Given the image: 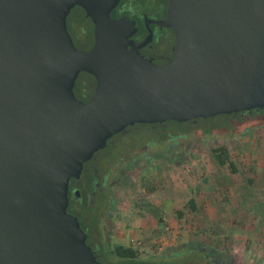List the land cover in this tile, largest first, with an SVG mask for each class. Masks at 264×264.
<instances>
[{
	"label": "water",
	"instance_id": "obj_1",
	"mask_svg": "<svg viewBox=\"0 0 264 264\" xmlns=\"http://www.w3.org/2000/svg\"><path fill=\"white\" fill-rule=\"evenodd\" d=\"M120 1L0 0V264H103L67 211L69 182L128 127L264 109V0H170L177 44L162 66L139 51L152 31L135 44L136 22L112 18ZM76 6L89 50L68 29Z\"/></svg>",
	"mask_w": 264,
	"mask_h": 264
},
{
	"label": "rangeland",
	"instance_id": "obj_2",
	"mask_svg": "<svg viewBox=\"0 0 264 264\" xmlns=\"http://www.w3.org/2000/svg\"><path fill=\"white\" fill-rule=\"evenodd\" d=\"M140 10H142V6H140ZM67 22L70 34L79 50H84L92 45L94 27L91 19L86 17L85 12L79 8L73 9ZM78 31L84 34V39L79 37ZM84 81H79V83L84 85ZM75 93L77 97H80L79 86L75 88ZM126 130L128 133L125 137L119 135L114 140L120 142L124 138V140L134 143L135 146L124 155V159L129 161L128 163H131L136 157H140L143 147L148 146V149H150L149 144L152 142L155 149H150L151 152L163 150L161 143L164 142V138H166L167 145L172 146V148L171 151L167 152L166 157L158 158L152 154L153 159L143 161L144 163L142 162L133 172L128 175L124 174L119 185L115 187V207L112 209L109 219L105 220L108 221L107 224L102 223L100 212L105 211L108 207H105L102 203H95V205L89 207L95 226L93 235L102 241L103 254L100 256V260L103 264H127V260H114L110 255V249L114 250L119 245L137 249L139 260H142L168 255L185 244L190 245L197 251L208 252L214 259L225 264H264V236L251 233L245 225L242 226V222H245L246 219L239 218L238 211L235 212L237 216L227 218H224V215L220 218H199L197 217L198 213L190 216L186 219V228H184L185 231L189 230L190 233L187 236L186 234L181 235L180 240L172 242L163 250L154 251L155 248H162L161 242L156 238L157 236L155 240L152 236L133 239L129 234L132 227L133 230L141 231L143 226L149 228L153 225L151 222L155 223L156 220L158 227L154 232L159 236L158 238L162 236L165 228L171 225L169 220L171 217H165L162 210L165 194L170 197L177 195L179 200H182L177 207H182L183 210H192L189 203L187 204L188 201L185 200L191 196L189 188L178 190L180 187L174 184L175 180L170 176V173L161 178L163 166L169 167L168 169L176 167L182 170L185 165H218L212 149L223 145L230 151L233 163L240 165L242 171L245 168L248 170L247 166L244 165H264V111L252 115L244 114L242 117L237 116L234 118L221 115L209 119H199L196 123L189 124L188 127L169 123L158 129H151L143 126V124H136ZM104 152L103 155L109 153L108 149ZM254 167L252 166V169ZM189 174L195 179L198 176L197 171L191 170ZM204 177L205 175L199 177L202 181L201 184H203L202 187L193 186L196 198L200 196L211 197L214 192L220 198L225 197L222 189L214 187L212 178ZM243 179L247 180L242 173ZM184 181H186L184 177L178 176L176 179L177 183H184ZM246 189L250 193L242 195L244 196V208L249 205L248 207L255 211L258 202L250 199L252 189L248 187ZM147 203L160 208L163 216L162 222L145 209L144 205ZM120 207H123V209L120 210ZM259 208H262V206ZM182 211L181 209H175L173 219H181L183 217L180 216V213H183ZM222 212H220V216ZM190 214H193V212L190 211ZM104 217L105 215L103 219ZM214 220L217 222L212 223ZM90 229L88 233H90ZM177 264L212 263L205 256L196 252V254L183 256V259Z\"/></svg>",
	"mask_w": 264,
	"mask_h": 264
},
{
	"label": "flooded vegetation",
	"instance_id": "obj_3",
	"mask_svg": "<svg viewBox=\"0 0 264 264\" xmlns=\"http://www.w3.org/2000/svg\"><path fill=\"white\" fill-rule=\"evenodd\" d=\"M141 1L142 0H121L118 6L112 11L111 16L113 19L128 17L130 20L136 22V28L138 30L131 38L135 44H142L149 37L150 31H152L153 35L151 41L146 46L140 48L139 51L145 59L152 60L156 66H162L174 58L177 44V36L173 28L164 25L169 18L168 7L170 0ZM140 6H142V10H140ZM75 8L82 9L79 6ZM78 32L79 37L84 39V34H82L81 31ZM94 42L93 32V43L84 50L91 49ZM83 74L84 72L79 75L75 85V88L79 86L80 97H77L76 93L75 95L79 100L88 102L95 92L96 82L94 90L91 92V90L88 89L89 84H86L87 81H84L85 78ZM79 81H84L85 84H80ZM263 110L264 109H262V111ZM247 113L252 115V112H245L244 114ZM244 114H242V116H244ZM196 121L197 120H194L193 122L196 123ZM151 129L158 128L152 127ZM126 133H128L127 130L112 137L107 142L104 149L95 152L93 158L84 164L80 178H72L69 182V206L67 211L79 220L82 229L88 236L87 244L91 246L96 257L98 256L99 258L103 254L101 249L102 241L100 238L98 239L93 235V228H95V226L93 225L89 207L95 205V203H102L105 207H108L105 211L103 210L100 212L102 223L107 224L108 221L105 220L109 219L108 217H110V213L115 207V187L119 185L120 179L123 178L124 174L128 175L130 172H133L143 161L153 159L152 154H154V157L156 156L158 158L166 157L167 152L171 151L172 148V146L167 145L166 138H164V142L161 143L163 150L151 152L150 149H155L152 142L149 144L150 149H148V146L143 147L140 157H136L131 163H128L129 161L124 159V155L135 146L134 143L126 141L124 138L120 142L114 140L119 135L125 137L127 135ZM107 149L109 153L103 155L105 153L104 151ZM119 165L122 166L119 167ZM104 215L105 217L103 219ZM89 229L90 233H88ZM110 255L114 260L120 259L112 253L111 249ZM205 258L210 260L212 264H225L214 259L208 252Z\"/></svg>",
	"mask_w": 264,
	"mask_h": 264
},
{
	"label": "crops",
	"instance_id": "obj_4",
	"mask_svg": "<svg viewBox=\"0 0 264 264\" xmlns=\"http://www.w3.org/2000/svg\"><path fill=\"white\" fill-rule=\"evenodd\" d=\"M244 166H247L248 168V170L245 168L246 172L245 170L242 171L240 165H236L237 171H234L228 165L223 167L219 165H185V168L182 170H179L180 168L176 167L168 169L169 167L161 166L163 170L161 178L167 176L168 173H170V176L175 180L174 184L177 187H180L178 190L189 188L191 196L185 200L188 201V204L189 201L193 199L195 203V210H183L182 207H177L182 202V200L180 201L177 195L170 197L165 194L164 203H162V210L164 211L165 217H171L169 219L171 225L165 228L162 236L158 238L159 236L154 232L158 227V222L156 220L155 223L151 222L153 225L149 228L143 226L141 231L133 230L134 228L132 227V229L129 231L130 236L133 239L148 238L151 236L154 238V240L157 238L159 242H161L162 248H155L154 251L163 250L166 246L171 245L172 242L180 240L181 235L184 236L186 234L187 236V234L190 233L189 230H184V228H186V219L190 216H194L198 213L197 217L199 218H220L223 215L224 218H227L237 216V214H235L237 211L240 215L239 218L242 217V219H246L245 222H242V226L245 225L246 229L251 233L261 234L264 236V165ZM252 166H255L254 169H252ZM189 169L195 172L197 171L199 177L201 175H205L204 178H212L214 187H217L216 189H222L225 197L220 198L217 193L214 192L212 193L211 197L200 196L199 198H196V195L194 196L195 191L193 192V186L197 185L198 188H200L203 186V184H201V178L197 176L195 179L191 176V174H189L191 171ZM242 173L245 178H247V180H242ZM178 176L181 178L184 177L186 181H184V183H177L176 179ZM247 187L252 189L250 199L258 202V206L255 207V211L254 209H250L251 207H248L249 205L244 208V196L242 195H248L250 193L247 191ZM175 190L177 193L178 191L176 187ZM261 206L262 208H259ZM119 209L122 210L123 207H120ZM175 209H181V211L183 210L182 212L184 215L179 220L173 219V213ZM190 211L193 212V214H190ZM220 212H222L221 216ZM215 222L217 221L214 220L212 223ZM172 229L173 231H171Z\"/></svg>",
	"mask_w": 264,
	"mask_h": 264
},
{
	"label": "trees",
	"instance_id": "obj_5",
	"mask_svg": "<svg viewBox=\"0 0 264 264\" xmlns=\"http://www.w3.org/2000/svg\"><path fill=\"white\" fill-rule=\"evenodd\" d=\"M81 10L83 11V9H81ZM83 77L86 79L85 81H87L86 84L87 83L89 84L88 85V89L91 90V92H93L94 87H95V82H96L95 78L92 75L87 74V73H84ZM260 112H262V110H259V111L258 110H253L252 114L260 113ZM244 113L245 112H239V113H236V114H231L233 117L231 115H226V116H228L229 118H234V117H237V116L242 117V114H244ZM247 114H250V113H247ZM193 121H189V122H185V123H178L176 121H168V122H165L163 124H154V125L143 124V126H147L149 128H152V127L159 128V127H163V126H165V125H167L169 123H176V124L185 125V126L188 127L189 124L195 123ZM212 153H213V156L215 158L216 163L219 166L223 167V166H227L228 165L234 171H237V167L232 161L231 153H230V151L228 150V148L226 146L223 145V146H219V147L213 148L212 149ZM189 206L192 209L195 210V203H194L193 199L189 201ZM144 207L157 220L162 222L163 216L161 214L162 211L160 210L159 207H157L155 205L151 206V204H148V203L146 205H144ZM183 215H184L183 213H180V216H183ZM111 251L118 258L127 260V264H177L181 259H183V256H187V255H190L192 253L196 254V252H198L201 255L206 257V253L205 252L197 251L196 249H193L188 244L183 245L177 251H173V253H170L168 255H163V256H160V257H152L150 259H142V260H139V251L137 249L132 248V247H125V246L119 245L114 250H111ZM97 259L99 261H101L98 256H97Z\"/></svg>",
	"mask_w": 264,
	"mask_h": 264
},
{
	"label": "built area",
	"instance_id": "obj_6",
	"mask_svg": "<svg viewBox=\"0 0 264 264\" xmlns=\"http://www.w3.org/2000/svg\"><path fill=\"white\" fill-rule=\"evenodd\" d=\"M141 251H142V249H141Z\"/></svg>",
	"mask_w": 264,
	"mask_h": 264
}]
</instances>
